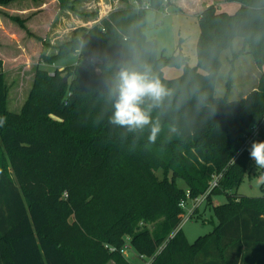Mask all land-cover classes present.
<instances>
[{
    "label": "trees",
    "instance_id": "trees-1",
    "mask_svg": "<svg viewBox=\"0 0 264 264\" xmlns=\"http://www.w3.org/2000/svg\"><path fill=\"white\" fill-rule=\"evenodd\" d=\"M12 1L22 0L0 5ZM148 1L157 11L170 0ZM224 1L240 6L227 14L210 4L197 14L192 67L180 51H158L144 30L146 10L128 6L75 28L56 52H41L39 61L54 64L76 53L86 34L91 62L79 58L52 73L37 65L19 112L6 108L0 71V264H131L119 253L125 238L139 257L152 258L149 264H264V196L235 194L253 159L242 153L231 162L242 134L264 116V74L245 97L229 100V85L223 96L214 93L221 52L235 38L243 45L230 64L244 52L264 64V0ZM9 17L26 30V18ZM165 67L182 73L166 78ZM125 68L147 72L170 93L159 104L144 98L151 123L143 129L111 122L112 89ZM152 125L159 128L154 142ZM220 172L206 196L208 204L212 195L226 197L210 206L217 224L189 243L177 229L179 203L186 190L191 198L203 194Z\"/></svg>",
    "mask_w": 264,
    "mask_h": 264
},
{
    "label": "rangeland",
    "instance_id": "rangeland-1",
    "mask_svg": "<svg viewBox=\"0 0 264 264\" xmlns=\"http://www.w3.org/2000/svg\"><path fill=\"white\" fill-rule=\"evenodd\" d=\"M63 1V8L58 7L56 0H22L0 5V59L3 62L0 71L7 92L6 108L11 112H19L32 85L33 74L37 65L52 73L56 68L62 70L64 67L75 65L79 58L86 60L84 52L88 48L90 38L84 34L78 51L54 64L48 65L39 61L41 52L46 54L56 52L57 47L70 38L75 28L81 26L90 28L105 17L108 12L117 8L132 6V0ZM173 1H169L170 6L167 8V14L152 9L146 10L144 30L147 37L156 40L158 51H163L166 56L180 51L187 56L188 65L192 67L197 64L196 45L200 33L199 23L196 15L193 14L194 12H185L181 8H176ZM206 6L207 4H203L201 7ZM19 9L25 10L20 12ZM215 9L217 12L233 14L238 6L234 1H223L215 6ZM9 16L26 18L24 25L27 31L12 22ZM239 42L240 38L233 41L232 50L240 47ZM229 58L230 50H224L220 56L222 67L214 92L217 97H221L225 92V82L229 70V63L226 59L229 60ZM87 62L90 63L91 61ZM163 72L164 76L170 79L181 75L182 69L165 67ZM241 93L243 91L234 85L227 96L229 100H235L242 96ZM8 170L11 173L9 167ZM248 170L235 190V194L238 197L264 196V173L260 172L254 160L250 162ZM156 174L162 177V170H157ZM100 180H96L91 186ZM177 184L182 185V182L177 180ZM224 202H226V197L223 193L212 195L210 204L205 200L198 206L197 212L192 217L180 223V228L189 243L213 230L217 221L210 210V206ZM191 205L192 202H188L187 208H191ZM125 239L124 241L128 243L127 238ZM122 256L131 264H147L149 261V258L139 257L131 246ZM105 264L116 263L109 259Z\"/></svg>",
    "mask_w": 264,
    "mask_h": 264
},
{
    "label": "clouds",
    "instance_id": "clouds-1",
    "mask_svg": "<svg viewBox=\"0 0 264 264\" xmlns=\"http://www.w3.org/2000/svg\"><path fill=\"white\" fill-rule=\"evenodd\" d=\"M169 94V90L159 79L151 77L147 72L121 69L112 89V95L116 99L111 122L129 130L143 129L151 123L149 113L141 107L144 98H150L155 104H159ZM5 121L6 118H0V125ZM158 131V126L152 125L150 141H155ZM250 158L255 161L258 169H264V141H253Z\"/></svg>",
    "mask_w": 264,
    "mask_h": 264
},
{
    "label": "crops",
    "instance_id": "crops-1",
    "mask_svg": "<svg viewBox=\"0 0 264 264\" xmlns=\"http://www.w3.org/2000/svg\"><path fill=\"white\" fill-rule=\"evenodd\" d=\"M223 1L224 0H174L173 5L176 8H181L185 12H191V13L194 12L193 14H195L197 17V14L199 13L198 11L199 10L201 11V9H202L201 6H203V4L204 5L213 4L214 6H218ZM203 2H205V3H203ZM234 2L236 3V5L238 7L240 6L239 2H237V1H234ZM24 10L25 9H23V10L19 9L18 11L23 12ZM35 10H37V8H35ZM239 45H240V47H238L236 50H232V45H231V48H228V50H230L229 60L231 59V54L233 52L236 53L242 47V45H243L242 39H240ZM225 50H227V49H225ZM222 52H221V55H222ZM226 60L229 63V60L228 59H226ZM220 62H221V60H220ZM221 67H222V63H221L219 71L221 70ZM230 70H231V76H230L231 78L229 81L226 80V82H225V92L227 91V89H226L227 85H229V90H228L229 93H230L232 87L235 85L236 87L239 88V90L243 91V93H241L242 96L240 97V98H242V97H245L248 92L255 90L257 88L258 83H259V79H260V75L264 74V64L261 67H257V65L255 64V61L253 60V57L249 53L244 52L240 55H237L233 59L232 64L229 63L228 75H229ZM227 79H228V76H227ZM225 92H224V94H225Z\"/></svg>",
    "mask_w": 264,
    "mask_h": 264
},
{
    "label": "built area",
    "instance_id": "built-area-1",
    "mask_svg": "<svg viewBox=\"0 0 264 264\" xmlns=\"http://www.w3.org/2000/svg\"><path fill=\"white\" fill-rule=\"evenodd\" d=\"M132 6L136 9H145V10L151 9V5H150V2L148 0H142L140 2L137 0H132ZM167 8H168V6L166 5V2H165L163 4V7L161 9L157 10V12H161L162 14H167L168 13ZM85 59L87 61H91V59H89L87 56L85 57ZM262 130H264V116L258 122L251 124L247 128V130L242 134L241 139H240L239 148H238L237 152L235 153V155L232 157L231 162H233L242 153H250L251 144L253 143V141L258 140L259 134ZM221 177H222V172L212 174L211 180L209 181V184H208L206 191L203 194H201L195 198H191L189 195V191L186 190L185 199L181 200L179 203V206L181 207V209H183V213L181 216L180 223L186 221L187 219H189L190 217L193 216V214L197 210L198 206L206 200V196L210 193V191L218 185ZM188 202H192L191 208H187ZM180 223H179L177 229L180 228V226H181ZM127 241H129L128 238H127ZM129 248H130L129 242L128 243L125 242L119 248V253L125 254L127 249H129ZM159 249H161V248H159ZM109 250L114 251L116 249L114 247H111V248H109ZM151 260H152V258H149V261L147 262V264H149Z\"/></svg>",
    "mask_w": 264,
    "mask_h": 264
},
{
    "label": "water",
    "instance_id": "water-1",
    "mask_svg": "<svg viewBox=\"0 0 264 264\" xmlns=\"http://www.w3.org/2000/svg\"><path fill=\"white\" fill-rule=\"evenodd\" d=\"M66 80V77H64V81Z\"/></svg>",
    "mask_w": 264,
    "mask_h": 264
}]
</instances>
